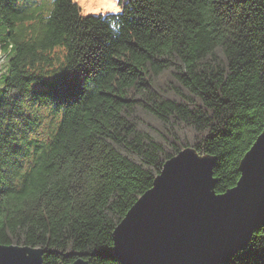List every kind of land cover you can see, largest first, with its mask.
<instances>
[{
    "label": "trees",
    "instance_id": "obj_1",
    "mask_svg": "<svg viewBox=\"0 0 264 264\" xmlns=\"http://www.w3.org/2000/svg\"><path fill=\"white\" fill-rule=\"evenodd\" d=\"M0 245L121 264L112 232L164 162L216 157L215 191L264 125V0H0ZM224 264H264V223Z\"/></svg>",
    "mask_w": 264,
    "mask_h": 264
},
{
    "label": "water",
    "instance_id": "obj_2",
    "mask_svg": "<svg viewBox=\"0 0 264 264\" xmlns=\"http://www.w3.org/2000/svg\"><path fill=\"white\" fill-rule=\"evenodd\" d=\"M215 164V156L191 147L164 162L113 229V254L121 264H224L247 246L264 223V125L239 160L237 182L221 193ZM0 264H43L42 252L0 245Z\"/></svg>",
    "mask_w": 264,
    "mask_h": 264
},
{
    "label": "clouds",
    "instance_id": "obj_3",
    "mask_svg": "<svg viewBox=\"0 0 264 264\" xmlns=\"http://www.w3.org/2000/svg\"><path fill=\"white\" fill-rule=\"evenodd\" d=\"M76 9L80 16L99 13L118 16L123 10V0H76Z\"/></svg>",
    "mask_w": 264,
    "mask_h": 264
},
{
    "label": "rangeland",
    "instance_id": "obj_4",
    "mask_svg": "<svg viewBox=\"0 0 264 264\" xmlns=\"http://www.w3.org/2000/svg\"><path fill=\"white\" fill-rule=\"evenodd\" d=\"M76 1V0H75ZM89 15H101L99 13H93V14H89ZM103 15H107V14H103ZM1 60V59H0ZM1 68H2V65H1ZM3 69V68H2Z\"/></svg>",
    "mask_w": 264,
    "mask_h": 264
}]
</instances>
